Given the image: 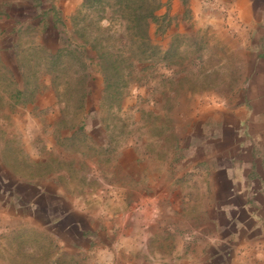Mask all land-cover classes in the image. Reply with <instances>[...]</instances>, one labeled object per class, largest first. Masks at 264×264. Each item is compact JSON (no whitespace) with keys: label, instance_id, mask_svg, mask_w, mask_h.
I'll return each mask as SVG.
<instances>
[{"label":"rangeland","instance_id":"1","mask_svg":"<svg viewBox=\"0 0 264 264\" xmlns=\"http://www.w3.org/2000/svg\"><path fill=\"white\" fill-rule=\"evenodd\" d=\"M77 1L0 0V19L11 14L22 21L40 11L49 20L45 43L67 45L62 60L74 65L52 74L56 98L64 103L65 116L84 125V104L90 96L95 107L104 84L102 90L92 77L100 74L96 55L84 50L76 31L86 25V38L98 36L112 44L125 24L116 7L105 13L99 7L80 10L82 0ZM170 1L152 0L160 7V19L149 24V36L161 53L152 63L135 62L126 87L138 85L141 95L121 116L117 108L126 89L120 99L102 103L100 117L111 130L105 139L109 148L99 153L91 151L80 132L76 141L45 151L38 128L29 122L14 127V114L23 121L26 113L8 105L7 74L0 62L5 95L0 98V264H100L103 254L116 260L122 250H131V258L136 252L143 264H264V229L256 222L264 216L263 175L254 176L256 170L248 166L257 147L247 132L253 122L248 116L262 108L253 81H264V66L236 33L225 31V24L166 33L169 20L161 10ZM249 1L255 10H264V0ZM233 3L211 0L204 9L225 19ZM66 6L76 9L63 27L58 13ZM19 28L18 43H35L39 29ZM101 28L110 31L103 34ZM2 33L0 42L10 43L13 37ZM170 47L173 54L163 60ZM1 58L12 62L8 52ZM81 62L92 73L88 87L78 93V75L72 72L81 69ZM250 83L254 91L246 95ZM40 116L36 110L30 113L32 119ZM99 132L95 138L103 141ZM122 140L135 143L143 163L137 169L127 163V179L118 168ZM253 178L260 182L251 185Z\"/></svg>","mask_w":264,"mask_h":264},{"label":"crops","instance_id":"2","mask_svg":"<svg viewBox=\"0 0 264 264\" xmlns=\"http://www.w3.org/2000/svg\"><path fill=\"white\" fill-rule=\"evenodd\" d=\"M66 1L67 2L65 4H68L69 2L70 4L78 3L77 0ZM164 1L166 0H163V3L165 4ZM213 1L215 5H221L222 3V0ZM235 1L236 3H233L230 6L231 8L224 19V16L217 14L216 12L210 13V11L204 9V6L209 5L211 0H181V3H184V8H180V0H171L170 4L168 3V8L166 10H161L164 12L161 14L167 15L169 20L168 27L165 32L169 33L175 30L185 32L186 30H190L193 25L203 26L212 24L218 26L220 23L225 24L227 27L225 31L232 34L236 33V39H241L242 44L251 49L258 58L259 62L264 66V10H255L249 0ZM81 5L79 9H81ZM75 9V6H72V8H67L66 6V8L60 9L58 14L62 17H60L61 19L59 20L63 27L67 25L69 20L68 17L75 11ZM158 9L154 11V15L157 19H160V13L157 12ZM39 14L40 11L36 12L33 15L34 17L22 21L11 14L2 16L0 19V32H3L2 34L7 33V35L13 37L10 43L3 44L0 42V56L2 57L4 52H8L12 56L13 62V64L12 62L7 63L0 57L1 66H3L2 68L6 70L7 74V103L10 107L12 106L14 112L26 113L23 121L17 120L18 115L14 114V127L17 129L25 127V122H29L31 127L35 129L38 128L40 131L37 133L40 134V138L44 140L43 144L45 151L52 148L56 149L57 147L62 148L64 144L76 141V135L81 127L83 133L82 135L86 138V144L93 153H99L105 150V148H109L107 147L105 139L109 136V131L111 130V126L103 124L100 117L103 113V92L101 91V95L97 97L95 107H91L89 102L90 96H88V101L84 104V114L82 111V116L85 117L86 122L84 125L83 123H80L77 117L71 114L69 115L70 118L65 116L66 113L64 111V103L58 101L56 98L55 93L57 92V85L52 82L54 76L51 73H48L47 61L49 55L56 54L58 51L66 48L67 45L55 43L54 46H51L45 43L46 28L49 20H47L45 16H40ZM4 21L9 22L6 29L2 26ZM53 25L57 32V40L58 25L57 23H54ZM20 26H24V28L29 32L36 29L40 30L37 34V38L35 39V43H28V45H26V43L17 42L15 36L19 32L18 30L20 29ZM150 29L151 27L149 28V31ZM82 46L87 53L88 51L91 52L84 44H82ZM82 46H79V48H82ZM42 65L44 66V69H41ZM17 77H19L20 80ZM92 77L96 81L99 79L102 86L103 80L99 73L92 74ZM262 77H264V74H262ZM246 79L253 81L252 76H247ZM253 84H255L258 88V95L262 97V101L260 102L262 108L256 112H252V114L248 116L249 119H252L254 122L251 123L252 126L248 125L247 127V132L250 135H254L252 138H249V142L257 147L256 152L250 153L253 154L254 157L253 155L249 156L248 166L252 172L254 171L253 169L256 170L255 173H252L254 176L259 177L262 173L263 176H261L262 183L260 184V187L264 188V81H261L259 78L258 82H255L254 80ZM247 85V91H245L246 95L247 92L251 94L254 91V89H251L252 83ZM101 88L103 90V86ZM125 89L124 97L117 108V112L120 116L121 113H125L130 110L138 95H141V88L136 84L130 85L128 89ZM4 96L5 95L0 92V98L5 99ZM35 110L38 115H41L38 117L39 119L30 118V113ZM41 120L43 121V124L41 123ZM82 121H84L83 118ZM98 131H100L99 133L104 136L103 141H98L95 138V133ZM48 132L49 136H47ZM128 144V141L123 142L122 140V146L118 148L119 175L126 176V179L128 178V173L126 171L128 164L133 169H137L138 164L140 167L143 164L141 162L142 156L138 153V151H136L135 143H131L132 145ZM94 157L92 158L93 162L96 160ZM251 181V185L253 182H260L257 178H253ZM122 182L124 183V181ZM256 222L261 223L264 229V216ZM260 234L264 239V231ZM130 251L131 250L120 251L122 253L118 255L116 260H113L115 258H113L112 255L109 256V254H103L105 255V258L99 263L143 264L137 260L136 252L133 258H131L130 256L132 255L127 253Z\"/></svg>","mask_w":264,"mask_h":264},{"label":"trees","instance_id":"3","mask_svg":"<svg viewBox=\"0 0 264 264\" xmlns=\"http://www.w3.org/2000/svg\"><path fill=\"white\" fill-rule=\"evenodd\" d=\"M152 0H83L80 10L99 7V12L105 13V10L117 8L114 13L121 14V22L125 24L123 30L113 35L116 43H103L102 38L96 36L93 39L86 38L87 26L78 29L76 34L80 35L91 52L96 55V63L98 71L102 75L104 90L102 103L110 97L120 99L123 90L129 83V76L134 63L153 62L154 59L161 53L160 48L153 45L149 36V24L151 22L159 23L154 15L157 6H153ZM153 6V7H152ZM103 15L101 18H105ZM167 17V15H166ZM103 34L109 32L108 28H101ZM108 29V30H107ZM119 48V49H118ZM171 47L163 53V60L172 55ZM62 50L54 55L48 56L47 70L48 73H66L71 70L74 65L62 60ZM127 54V57L125 56ZM91 61L94 58H89ZM80 63V61H79ZM78 64V63H77ZM80 65V66H79ZM78 66L81 69L73 70V75H78L76 80L75 90L79 93L82 89L88 87L91 72H88V64L82 63ZM130 69L126 73V70ZM83 72V73H81ZM80 73V74H79ZM82 99L80 106L84 104L86 93H81ZM82 107V106H81ZM79 132L82 133L80 127ZM77 136V135H76Z\"/></svg>","mask_w":264,"mask_h":264}]
</instances>
